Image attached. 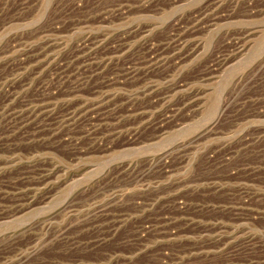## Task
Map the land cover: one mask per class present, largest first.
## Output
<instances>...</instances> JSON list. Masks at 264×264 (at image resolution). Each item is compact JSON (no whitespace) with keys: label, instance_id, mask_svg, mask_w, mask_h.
Returning <instances> with one entry per match:
<instances>
[{"label":"rangeland","instance_id":"obj_1","mask_svg":"<svg viewBox=\"0 0 264 264\" xmlns=\"http://www.w3.org/2000/svg\"><path fill=\"white\" fill-rule=\"evenodd\" d=\"M0 264H264V0H0Z\"/></svg>","mask_w":264,"mask_h":264}]
</instances>
